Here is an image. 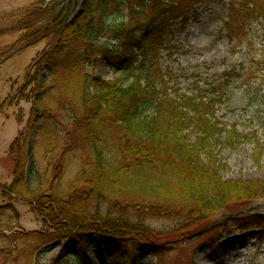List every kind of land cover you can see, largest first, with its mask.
Wrapping results in <instances>:
<instances>
[{
    "label": "trees",
    "instance_id": "16d2710c",
    "mask_svg": "<svg viewBox=\"0 0 264 264\" xmlns=\"http://www.w3.org/2000/svg\"><path fill=\"white\" fill-rule=\"evenodd\" d=\"M210 3L227 7L230 43L264 20V0H37L24 11L11 30L23 33L18 51L43 41L50 47L27 83L34 86L30 120L23 143L11 146L15 177L2 196L48 215L51 231H16L17 210L0 206V264H40L44 247L71 238L82 245L101 232L112 241L138 234L177 238L264 200V180L222 175L224 150L249 140L218 116L239 75L202 82L161 65L172 28ZM100 58L112 79L92 72ZM70 153L81 165L63 187L57 180ZM79 193L89 196L83 206ZM146 218L173 227L158 230Z\"/></svg>",
    "mask_w": 264,
    "mask_h": 264
},
{
    "label": "rangeland",
    "instance_id": "374dc122",
    "mask_svg": "<svg viewBox=\"0 0 264 264\" xmlns=\"http://www.w3.org/2000/svg\"><path fill=\"white\" fill-rule=\"evenodd\" d=\"M35 4L37 0H0V206L13 205L20 216L16 231L22 233L51 231L45 220L48 215L37 212L38 215L28 205L16 199L9 202L2 196L15 177L11 146L18 139L23 143L30 120L34 86L27 83L36 74L34 65L39 55L50 47L49 42L43 41L18 51L23 33L11 31L23 20L24 11ZM226 21L224 3L199 6L185 26L176 25L166 37L161 65L164 70L188 78L195 76L202 82L232 71L239 75L231 85L229 102L218 116L222 124L247 134L249 140L235 150H224L222 175L226 181H263L264 20L250 23L245 38L233 43L225 38ZM92 72L104 80L114 77L110 64L103 58L94 64ZM68 157V167L57 180L63 187L81 165L74 153ZM88 199V194L77 195L82 206ZM218 220L203 231H190L177 238L151 239L138 234L112 241L104 232L99 235L88 232L82 245L71 238L44 247L40 264L58 259H68L70 264H264V200L253 204L251 209ZM145 221L162 231L173 227L169 220Z\"/></svg>",
    "mask_w": 264,
    "mask_h": 264
}]
</instances>
